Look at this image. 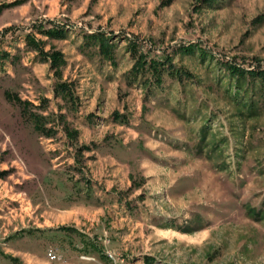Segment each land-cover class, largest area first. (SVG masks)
<instances>
[{"label": "rangeland", "instance_id": "rangeland-1", "mask_svg": "<svg viewBox=\"0 0 264 264\" xmlns=\"http://www.w3.org/2000/svg\"><path fill=\"white\" fill-rule=\"evenodd\" d=\"M262 70L264 0H0V264H264Z\"/></svg>", "mask_w": 264, "mask_h": 264}, {"label": "trees", "instance_id": "trees-1", "mask_svg": "<svg viewBox=\"0 0 264 264\" xmlns=\"http://www.w3.org/2000/svg\"><path fill=\"white\" fill-rule=\"evenodd\" d=\"M47 33H50L51 35H56V36H60L61 35V33H62V31L61 30H56V31H53V32H50L49 30L47 31ZM54 33V34H53ZM191 49H186V51H190ZM52 62H57V61H59V57H60V55L58 54V53H53V55H52ZM231 68H233L232 70L234 71V72H236L237 74H241V73H243L244 71L242 70V69H237V67L236 68H234L233 66H231ZM249 73L250 74H253V75H260V76H264V70H262L261 72L260 71H255V72H250L249 71Z\"/></svg>", "mask_w": 264, "mask_h": 264}, {"label": "built area", "instance_id": "built-area-1", "mask_svg": "<svg viewBox=\"0 0 264 264\" xmlns=\"http://www.w3.org/2000/svg\"><path fill=\"white\" fill-rule=\"evenodd\" d=\"M48 256L50 259H54L56 257L54 254H50V253L48 254ZM110 256L112 257L113 255H110Z\"/></svg>", "mask_w": 264, "mask_h": 264}, {"label": "crops", "instance_id": "crops-1", "mask_svg": "<svg viewBox=\"0 0 264 264\" xmlns=\"http://www.w3.org/2000/svg\"><path fill=\"white\" fill-rule=\"evenodd\" d=\"M110 145V144H109ZM103 146H104V144H103Z\"/></svg>", "mask_w": 264, "mask_h": 264}]
</instances>
